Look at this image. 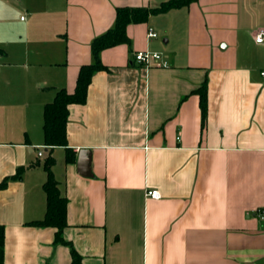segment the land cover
<instances>
[{
	"label": "crops",
	"instance_id": "crops-1",
	"mask_svg": "<svg viewBox=\"0 0 264 264\" xmlns=\"http://www.w3.org/2000/svg\"><path fill=\"white\" fill-rule=\"evenodd\" d=\"M163 1L0 0L4 264H71L56 228L31 223L46 214L48 155L68 199L63 235L84 264H264V0H195L129 23L130 42L100 52L108 69L70 105L75 161L44 143V105L74 90L116 8ZM138 50L166 65L140 64ZM81 148L92 175L78 171Z\"/></svg>",
	"mask_w": 264,
	"mask_h": 264
},
{
	"label": "trees",
	"instance_id": "trees-1",
	"mask_svg": "<svg viewBox=\"0 0 264 264\" xmlns=\"http://www.w3.org/2000/svg\"><path fill=\"white\" fill-rule=\"evenodd\" d=\"M195 0H166L154 7L142 6H120L116 8L114 25L104 33L96 36L91 42V49L94 60L83 64L79 68L76 85L73 91L62 87L56 91L54 98L47 102L43 108V134L44 143L51 148L54 146H65L67 148L66 161L73 162L76 154L69 147L67 123L71 104H83L87 100L88 87L95 72L108 69L100 58V52L108 47L129 43L127 25L131 22H143L150 14L165 12L169 9L188 5ZM200 95V107L202 117L207 114V84L206 82L197 89ZM54 157L48 155L44 161L47 171V179L43 184L46 193L47 208L43 219L32 221L34 225L52 226L56 228L55 241L64 243L70 247L71 264H84L82 255L64 238L63 230L67 226V205L68 199L63 196L58 187V181L52 171ZM22 167L17 171L16 177H21ZM8 178L0 182L3 187ZM5 258V227L0 224V264H4Z\"/></svg>",
	"mask_w": 264,
	"mask_h": 264
},
{
	"label": "built area",
	"instance_id": "built-area-1",
	"mask_svg": "<svg viewBox=\"0 0 264 264\" xmlns=\"http://www.w3.org/2000/svg\"><path fill=\"white\" fill-rule=\"evenodd\" d=\"M156 32L149 30L148 36H156ZM255 40L258 43H264V27H260L257 29L255 34ZM163 56L161 53L156 51H149V50H138L135 53V60L138 61L140 64L145 65L146 67L149 66H165L166 62L163 61ZM264 75V70L261 72ZM45 153L43 148H40L38 150V155L43 156ZM147 195L154 197V198H160L161 193L158 189H148Z\"/></svg>",
	"mask_w": 264,
	"mask_h": 264
},
{
	"label": "water",
	"instance_id": "water-1",
	"mask_svg": "<svg viewBox=\"0 0 264 264\" xmlns=\"http://www.w3.org/2000/svg\"><path fill=\"white\" fill-rule=\"evenodd\" d=\"M91 149L81 148L78 152V171L83 175H92L91 171Z\"/></svg>",
	"mask_w": 264,
	"mask_h": 264
},
{
	"label": "rangeland",
	"instance_id": "rangeland-1",
	"mask_svg": "<svg viewBox=\"0 0 264 264\" xmlns=\"http://www.w3.org/2000/svg\"><path fill=\"white\" fill-rule=\"evenodd\" d=\"M23 15H24V17H26V13H23ZM14 20H15V21H14L15 26H16L17 28H19V26H17V25H19L18 22H17V21H18V17H14Z\"/></svg>",
	"mask_w": 264,
	"mask_h": 264
}]
</instances>
